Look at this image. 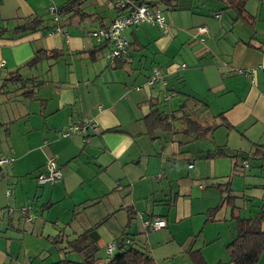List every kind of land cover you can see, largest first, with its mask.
Masks as SVG:
<instances>
[{
  "label": "crops",
  "instance_id": "0c3cea01",
  "mask_svg": "<svg viewBox=\"0 0 264 264\" xmlns=\"http://www.w3.org/2000/svg\"><path fill=\"white\" fill-rule=\"evenodd\" d=\"M196 1L197 12L182 7V0H172L179 6L169 11L171 20L168 21L165 13L168 34L150 27L127 29L130 55L125 63L109 65L103 53L91 61V54L100 44L89 34L109 25L119 14L111 0H0V31H6L0 38V105L6 103L7 106L6 109L0 107L1 114L7 113L0 115L3 124L0 157L13 159L11 165L0 168V264L57 263L61 258L49 242V237L53 236L50 233L70 221L76 206L107 194L112 195L101 201L106 205L103 211L123 208L122 216L131 210L142 217L136 216L133 226H138L137 232L142 233L143 241L156 232L149 231L147 237L144 236L143 218L165 220L163 231L170 226L180 227L196 214L206 215L212 227L204 236V246L196 248L199 246L197 234H191L183 248L188 254L194 247L201 249L206 264H232L227 246L236 235L233 216L246 211L247 206H239L238 198L235 205L240 207L239 211L236 209L233 213L231 206H221L223 194H219L217 185L220 181H235L234 176L241 173L232 174L235 161L231 158L211 160L203 156L221 146L229 153L249 152L256 144L264 146V0H246L247 14L255 17L257 24L254 30L247 27L245 35L236 32L237 24L224 23L223 18L216 29L208 27L207 20L200 18L207 14V9L209 15L214 14V3L226 7L225 3ZM189 5L193 7V3ZM51 7L64 9L60 32H55L54 23L59 21L52 18ZM177 12H181L182 19ZM231 12L228 10L234 22L236 17ZM32 20L41 22L39 29L24 33L20 27ZM202 25L209 31L205 42L209 50L206 59L212 61L194 66L202 67L201 70L184 71L190 67H181L185 63H176L177 54L169 52L180 37L182 44L197 42V27ZM229 29L231 39L227 46L220 45L228 38ZM40 50L57 51L59 56L44 60L32 69L20 68ZM19 68L23 78H31L29 83L16 91L19 84L6 82V86H1V79ZM154 68L163 71L170 87L167 90L177 92L175 98L179 97L178 87L184 86L186 81L185 89H189V94L179 97V107L185 101L188 107L196 106V100L186 96L191 94L208 103L210 118L204 119V123L211 124L213 116L224 115L231 127L219 128L223 130L219 132L223 142H217L212 136L205 140L213 144L206 146L200 141L202 146L193 151V140L186 136L176 141L175 132H157L156 141L152 140L144 118L153 107H160L169 117L176 115L178 121L185 116L184 111L175 114L163 110L166 106L162 101L166 100L162 85V100V92H157L156 86L146 85ZM208 68L212 71H207ZM249 69L250 74L239 72ZM200 72L199 83L206 90L204 96L187 82ZM177 80H183L182 85H176ZM32 82L33 87L28 85ZM27 89L36 92L33 98L24 97ZM194 107L187 111H197ZM86 120L98 124L88 132L87 141L80 135L62 137V131L68 126ZM166 134L171 135L166 139L167 143L171 141L167 146L160 142ZM51 157L57 159L62 170L60 181L49 187L45 185L41 191L28 181L27 188L26 181H11L31 172L37 180ZM261 177L264 178V173ZM111 184L116 186L111 188ZM19 185L22 189L17 190ZM22 207L30 209L27 216L20 211ZM254 207L260 211L258 205ZM248 213L252 217L258 215ZM32 215L33 221L28 219ZM120 218L124 220L126 216ZM261 226L264 230V222ZM101 230L99 243L107 256V247L114 238L108 230ZM154 259L158 263L157 258ZM258 264H264V252Z\"/></svg>",
  "mask_w": 264,
  "mask_h": 264
},
{
  "label": "trees",
  "instance_id": "16d2710c",
  "mask_svg": "<svg viewBox=\"0 0 264 264\" xmlns=\"http://www.w3.org/2000/svg\"><path fill=\"white\" fill-rule=\"evenodd\" d=\"M112 1V0H111ZM214 3V1L225 3L226 7H218V10H230L235 15L234 22L242 21L246 23L248 27L251 29H255L256 27V19L255 17H249L247 14L246 6L247 2L246 0H210ZM74 4V3H72ZM115 9L119 11V14L117 17L107 26H103L98 29H94L90 32V37L97 41L96 38L93 37V32L100 30V29H106L111 27L114 22L120 18L127 15H130L133 13L136 8L145 6L151 9V11L154 10L156 12L157 10L161 11L162 15L165 17V23H166V31H164V28L160 27L158 23H138L135 25H131L127 27L124 32L123 36L126 38L128 45H127V51L126 54H122L120 58H117L113 61L107 59V56L111 54L114 50H116L114 45L109 44L108 42H101L97 41L100 45L95 50L94 53L91 54V61H95L96 58L103 53V58L105 61L112 65L116 62L122 61L125 63L126 59H128L129 51H130V41L128 40V37L126 36L127 29L133 28H141V27H150V28H158L160 31L165 35L169 33V27L167 25V20L164 11L160 8V5L164 4L167 6L168 4L171 5V7H178V2L173 3L172 0H151V1H141V0H131L129 4H127L124 8H119L114 4ZM219 5H221L219 3ZM222 6V5H221ZM58 11V20L59 22L54 23V29L55 32L61 31L60 26V19H62V11L56 8ZM79 12V11H77ZM83 16L87 15L86 13L81 12ZM217 15H220V17H216ZM53 16V14H52ZM215 19H222L223 15L221 12H215L214 13ZM54 19V16L52 17ZM55 20V19H54ZM39 23L40 21L32 20L27 22L25 25L21 26L20 29H23V32H34L39 29ZM200 27H206L205 25L197 27L196 32V39L199 43H203L202 47V53L199 55V59H205L208 55L209 50L206 48L205 42L207 41V35L209 33L207 28V33L201 34L199 33ZM50 30V27H48ZM6 31H0V38H2L5 35ZM205 47V48H204ZM204 48V49H203ZM107 50V51H106ZM138 50V49H137ZM140 50V48H139ZM208 51V52H206ZM106 52V53H105ZM57 51L47 52L46 50H40L33 58H31L28 63L20 68H29L32 69L36 67L39 63L43 62L44 60H50V59H56L58 57ZM125 60V61H124ZM187 65L182 64L181 67L185 68ZM18 69L17 72L10 73L9 76L6 78L7 83H15L19 84L20 86H26L28 81L30 79H25L20 74L21 69ZM154 70H159L161 74V80H165L166 84H162L161 80L156 85L152 86L155 87L157 85H162L165 89V100L169 101L170 99H173L177 96V92L172 90H167L168 87V80L165 77L163 71L159 68H154L151 72V74L148 76L146 80V85L148 80L150 79L151 75L153 74ZM239 72H242V74H250L247 73L246 70H239ZM31 87L34 86V82H32ZM148 86V85H147ZM150 87V86H148ZM2 89H0L1 92ZM136 90H140V88H137ZM35 91L26 90L24 91L23 95L26 98H33L35 95ZM183 93V92H181ZM178 93L179 95L181 94ZM184 94V93H183ZM189 94V93H188ZM178 95V96H179ZM167 96H170L167 98ZM188 97H192L196 100L195 104L197 107V111H202V117L204 119H209L208 114V103L204 99L196 98L193 95H186ZM188 104L186 101L181 104L179 109L176 112H182L184 111V118L183 120L177 119L176 115L169 117L164 111L161 110L160 107H153L150 113L144 118L146 125L148 127L149 136L152 138V140H156V133L162 132V133H170L175 132V134H183L189 138H191L193 141L195 140H203V139H211L213 136V133L215 130L219 129L220 127H231L229 123L226 122V119L224 118L223 114L213 116V121L211 124L204 123V119L202 120H196L193 118V115L195 111H187ZM196 111V112H197ZM215 119V120H214ZM94 121V120H93ZM180 122L179 128H176L175 124L176 122ZM218 121V122H214ZM78 125V124H72L68 126L65 130L62 131V137L63 133L68 131V129L71 126ZM3 127V124L0 123V128ZM175 127V129H174ZM114 132V131H112ZM80 135L83 137L84 140L87 141L88 139V133L86 135L81 134H75ZM74 134L69 137H63V138H70L72 136H75ZM206 159H216L221 157H227L231 158V160L235 161V165L233 167L234 173H243L244 170L256 169L260 168L262 173H264V146L263 145H255L254 148L249 151H237L234 153H229V151L224 147H217L214 150H210L206 152L203 156V158ZM247 165V166H246ZM62 171V170H61ZM41 174V173H40ZM252 174V173H251ZM63 177V173H62ZM38 179V178H37ZM62 179V178H61ZM60 179V180H61ZM59 180V181H60ZM217 188L221 191L223 194L222 197V204L223 205H229L232 207V212L234 213L237 209L239 211L240 207H237L235 205L237 197L233 192V189L231 188L230 180L227 181V183L224 184H218ZM110 195H105L102 198L97 199L93 202H85L83 204H80L75 207V209L72 211L71 219L68 223L63 224L58 234H55L51 237H49V242L53 245L54 249L58 253L59 257L61 258L57 263L55 264H98L100 261H107L106 264H158L154 257L152 256L151 252L147 250L145 242L142 240L140 232H134L133 231V222L137 217L142 218L140 215L135 214L134 211L129 210L128 214H125L126 219H122L120 217L122 216L120 213L122 212L123 208L118 209H111L106 211L103 209L105 208L104 204L101 202L103 199H107L110 197ZM221 206L215 208L214 210H218ZM260 211H257L256 214H258L255 217L245 216L243 213L233 216V220L236 223V235L235 238L228 244L227 251L230 256V262L232 264H258L260 261L261 256L264 252V230L262 229V224L264 222V199H263V205H258ZM243 208V207H242ZM241 208V209H242ZM125 209H128L127 207ZM245 209V208H243ZM120 218V219H119ZM147 219H142V224L144 228V233H148L150 230L149 228L144 226V222ZM106 229L112 234V238H114L113 243L115 244V248L111 252V254L108 253L107 256L102 257L101 250L103 249L100 246L99 241L101 240V235L99 230ZM116 252V253H115ZM190 258L193 262V264H206L205 259L202 255L201 249H190L189 250Z\"/></svg>",
  "mask_w": 264,
  "mask_h": 264
},
{
  "label": "rangeland",
  "instance_id": "374dc122",
  "mask_svg": "<svg viewBox=\"0 0 264 264\" xmlns=\"http://www.w3.org/2000/svg\"><path fill=\"white\" fill-rule=\"evenodd\" d=\"M186 2L187 3H184L183 0H182L180 5L182 7H189L191 9L195 10V12H197V10H198V2L196 0H186ZM201 2L204 3L205 0H202ZM189 3H193V7H191L189 5ZM214 5H215V7L213 8V13L221 12L223 14L222 18H223L224 23L230 22V23L237 24V26L235 27L236 32L239 35H245V31H246V29L248 27L246 25V23H244L242 21L233 22V20L231 19L230 14L228 13V10L226 11V10L223 9V10L219 11L218 7H222V6L221 5L217 6L215 3H214ZM223 7H225V5ZM161 9L164 11V13H166V15L168 14L167 15L168 21L171 20L172 16H171V12H169V11L172 9V7L163 5V6H161ZM181 10H183V8H181ZM206 11H207V14H205L203 17L200 16V18L207 20L206 24H207L208 27L213 26L214 29L218 28L221 20L215 19L214 16H213L214 14L212 16L209 15L210 14V10L209 9H207ZM177 13H178L179 17L182 19L181 12H177ZM231 13H233V12H231ZM230 33H231V31L229 29L228 38L225 40V42H222L220 45H226L227 46L228 39H231V34ZM182 40L183 39H181V37H180V39H178V41L173 45V47L170 50L169 54L170 55L177 54L176 59H175L176 63H178V64L185 63L186 65H188L190 67V68H187L184 71L191 70V69H199V70H201L202 67H195L194 68V66H196L198 63H200V65L202 66L206 61H209V62L212 61L211 58H207V59L205 58V59H202V60L199 59V55L202 53L203 43L200 44L198 41L197 42L196 41H190L189 43L182 44ZM169 54H168V56L170 57ZM161 64L164 66V63L162 61H161ZM208 69H207V71H212L211 68H208ZM201 77H202V74L200 72L198 75L191 77L190 80L187 81V82L190 84V86H192L193 89L197 90L198 92H201V93H198V94H200L201 96H204L202 94H204V92H206V90L204 88V85H201L199 83V78L201 79ZM6 78H7V76H5V77H3L1 79V82H2L1 86H3V85L6 86V81H5ZM182 79H184L183 76H182ZM182 83H183V80H177L176 85L180 86V85H182ZM184 83H185L184 86L178 87V91L180 93L181 92L189 93L188 92L189 89H185L186 81ZM18 87H20V85H17L15 87V91L18 89ZM161 87H162L161 85H157L156 88H155L156 91L157 92L159 91L161 93L162 92L161 91ZM183 93H181L179 95V97L185 96ZM179 97L173 99L171 101V103H168V101H165V103H164L162 101V104H165L164 107L166 106V108H164L163 110H165L167 113H172V111H174L175 114H178V112H176L175 106L177 105V102H179L181 100V98H179ZM160 98L162 100L163 92H162V96ZM170 104H171V107L169 106ZM7 105H10V104L7 102ZM3 106H5V109L7 108L6 103L3 104V105H0V107H3ZM191 107H194V106L190 105V107H188L187 109H190ZM178 109H179V104L177 105V110ZM194 109L197 110V107L195 106ZM0 115L6 116L7 113H4V114L0 113ZM193 118L196 119V120H199V121L204 119L202 117V111L201 112H198V111L196 112L195 111V113L193 115ZM212 121H213V119H212ZM214 122H218V121H214ZM175 126H176V128H179L180 122L177 121ZM221 131H223V130L217 129V132L214 131V133H213V136L216 138L217 142H223V141H220L221 139H219V134H220L219 132H221ZM169 135L170 134L164 135L162 137V139L160 140V142L164 143L165 146L171 144V141H169L167 143V140H166ZM173 137H175L174 139L176 141H179V140H184L186 136L183 135V134H176V135H173ZM81 139H83V138H81ZM154 141H156V140H154ZM200 141L204 142V145H206V146L210 145V144H213L211 141H208V140H205V139H203V140H195V142L193 141L191 150L194 149L193 151H196L195 150L196 148L199 149L202 146V142H200ZM186 145L187 144L184 143L183 147H185ZM188 146L191 148V145H188ZM170 154H171L170 151H168V155H170ZM168 155H167V160H169V157H170V156L168 157ZM170 160H172V159H170ZM172 161H174V160H172ZM260 171H261L260 168L259 169L256 168V169H253V170L251 169L250 172H249V170H244L243 173H241V175L234 176V177H236L235 181H230L231 188L233 189V191H235L233 193L236 196L239 197L238 201H237V204L239 206H243V205L247 206L246 211L243 212V214L245 216H251V215H249L248 211L249 212H253V213L257 212L255 207H254L255 205H263V199H264V178L261 177V175H263V173L260 172ZM35 177H36L35 173L31 172L30 174H24V175L16 176V179H11V181H21V183H22V181H26L25 182L26 183L25 184V188H27L29 186L28 183L30 182L31 185H33L37 190H40V191L43 189V187L45 185H47V187H49L48 185H52V184H45V185L37 184L36 185V183H38V182H37ZM27 181H28V183H27ZM195 182H197L198 184L200 182L205 183V181H195ZM220 183L224 184V183H227V181H220ZM38 185L41 188H39ZM114 186H116V185L115 184H111V188L114 187ZM88 187L89 186H87V188ZM20 188L22 189V187L19 185L17 190H20ZM210 189H216V188H210ZM222 193H220V191H219V194H222ZM70 218H71V215H70ZM70 218H69V220H70ZM211 225L212 224L209 221H207V216L206 215H202L201 216V215H197L196 214V215L193 216L192 219L186 220L180 227L170 226L168 229H165L163 231L161 229L155 230L156 232H152L150 234V236H149V239L148 240L146 239V241L148 242V245H147V242L145 240H144V242L147 245L146 248H147L148 251L151 252V249H152V255L154 256V258H157L158 264H192L191 259L189 257V254L183 248V244L187 240L189 235L197 234L196 238L198 239L199 246H196V248L204 246V242H206L204 236L207 235V231H209V229L212 227ZM220 225H221V228L223 229V223L222 222H221ZM142 228H143V226H142ZM58 229H60V228L59 227L56 228V232L55 233H50V234H52V235L58 234V232H59ZM137 230H138V226H136V225L133 226V231L137 232ZM101 231H104V229H102ZM205 231H206V233H205ZM215 233H216V230H214V234ZM148 234L149 233H144V236L147 237ZM209 246H211V245H209ZM105 252H106V250L103 247V249L100 252L102 254L101 255L102 257H105ZM167 259H169V260H167Z\"/></svg>",
  "mask_w": 264,
  "mask_h": 264
},
{
  "label": "built area",
  "instance_id": "2783aa9c",
  "mask_svg": "<svg viewBox=\"0 0 264 264\" xmlns=\"http://www.w3.org/2000/svg\"><path fill=\"white\" fill-rule=\"evenodd\" d=\"M130 1L131 0H112V2L116 4V6L119 8H124L127 4L130 3ZM50 12L53 14L54 19L58 20L59 15L58 11L56 10V7H51ZM216 17L219 18L220 15H217ZM144 22H149L152 24L158 23V25L164 28V31H166L165 17L162 15L161 11L157 10L156 12H154V10L151 11V9H149L148 7L141 6L136 8V10L130 15L118 18L111 27L93 32V37L96 38L97 41L108 42L109 44L115 46L116 50H114L111 54L107 56V59L113 61L117 58H120L122 54H126L128 42L123 36L124 30L131 25ZM199 33H207V28L200 27ZM246 72L251 73L252 71L249 69ZM160 80V71L154 70L153 74L147 82V85L152 87L159 83ZM161 82L164 85L166 84L165 80H161ZM169 97L170 96H167V98ZM97 126L98 124L95 121L86 120L81 124L71 126L68 131L63 133V137H69L73 134L86 135L90 131V129H95L97 128ZM12 161L13 159L10 157H0V168L6 165H11ZM61 178L62 171L57 163V159L55 157H51L47 161L45 171L38 176L37 181L39 185L54 184L58 182ZM27 209L29 208L22 207L20 211L25 215ZM11 212H13V210H11ZM144 226L152 231L164 229L166 228V221L158 218L146 220L144 222ZM114 248V243L109 244L107 247V252L111 254Z\"/></svg>",
  "mask_w": 264,
  "mask_h": 264
},
{
  "label": "bare ground",
  "instance_id": "6f19581e",
  "mask_svg": "<svg viewBox=\"0 0 264 264\" xmlns=\"http://www.w3.org/2000/svg\"><path fill=\"white\" fill-rule=\"evenodd\" d=\"M29 210H30V209H27V211H26V213H25L24 216H27V215H28ZM33 217H34V216L32 215V216L28 217V219H29V220H32Z\"/></svg>",
  "mask_w": 264,
  "mask_h": 264
}]
</instances>
